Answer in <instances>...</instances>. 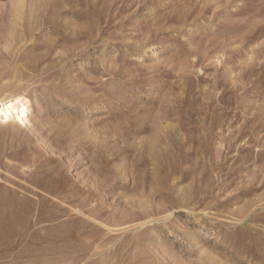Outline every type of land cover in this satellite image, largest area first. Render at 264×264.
Instances as JSON below:
<instances>
[{
	"label": "rangeland",
	"instance_id": "1",
	"mask_svg": "<svg viewBox=\"0 0 264 264\" xmlns=\"http://www.w3.org/2000/svg\"><path fill=\"white\" fill-rule=\"evenodd\" d=\"M17 97L0 264H264V0H0Z\"/></svg>",
	"mask_w": 264,
	"mask_h": 264
},
{
	"label": "bare ground",
	"instance_id": "2",
	"mask_svg": "<svg viewBox=\"0 0 264 264\" xmlns=\"http://www.w3.org/2000/svg\"><path fill=\"white\" fill-rule=\"evenodd\" d=\"M0 105V118L4 119L3 121H5V119H10V121H22L26 119V111L28 108L26 99L17 97L7 99L6 101L0 100ZM19 107H21L20 110H18Z\"/></svg>",
	"mask_w": 264,
	"mask_h": 264
}]
</instances>
